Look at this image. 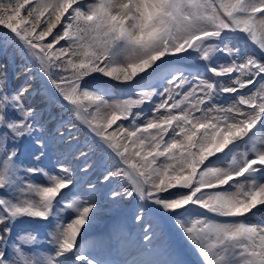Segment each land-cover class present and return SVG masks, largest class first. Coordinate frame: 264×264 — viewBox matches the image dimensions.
Wrapping results in <instances>:
<instances>
[{
  "label": "snow or ice",
  "instance_id": "snow-or-ice-1",
  "mask_svg": "<svg viewBox=\"0 0 264 264\" xmlns=\"http://www.w3.org/2000/svg\"><path fill=\"white\" fill-rule=\"evenodd\" d=\"M0 26L25 76L0 75V264H183L169 231L201 264H264V0H0ZM36 69L66 102L51 126L25 103ZM113 183L103 196L136 202L140 234L94 241L119 242L103 259L83 241Z\"/></svg>",
  "mask_w": 264,
  "mask_h": 264
},
{
  "label": "rangeland",
  "instance_id": "rangeland-1",
  "mask_svg": "<svg viewBox=\"0 0 264 264\" xmlns=\"http://www.w3.org/2000/svg\"><path fill=\"white\" fill-rule=\"evenodd\" d=\"M81 2H83V0H81ZM23 14L24 13H22V15ZM5 34H7L9 37H11L13 35L10 33V30L4 29L2 26H0V48L6 49V54L4 51H0V65H4V64L7 65L6 72L4 69L0 68V75L6 74L9 87L11 89H18V87L12 85L11 78H12L13 64H14V62H16L18 60V57H20V56L16 54L17 50L15 49L14 43L11 39H9L5 43ZM239 46L241 48H243L246 52H249V53L254 54V55H258V50L255 47L246 46L244 44V42H240ZM188 61H194L196 63L197 62L202 63L201 61H196V60H192V59H189ZM188 72H190L192 74L199 73L202 76H204L205 78L211 77V74L210 73L208 74L207 70L205 68H202V69L198 68L194 71H188ZM97 75L99 76V74H97ZM99 78H102L101 81L107 80L109 84L116 85V82L108 80V78H105L102 76H99ZM31 80L32 81H38L39 83L41 82L44 86H46L47 90L51 94L50 90L52 87L49 84V79L45 75H42L38 69L34 70L33 78ZM158 83L159 82L156 81L155 79L153 80L154 86L158 85ZM108 91L110 94V99L118 98L122 95V85H116L114 87H111L108 89ZM57 96H59V95L57 94ZM25 103L27 104L28 107L33 108L27 101H25ZM49 112H50L49 109H44V108L36 110L38 119L42 118L43 122H45L48 126H51L49 123L51 121H49V119H46ZM57 112H58V114H56V115H58V116L56 117V119H58L60 116H64L65 119H67V116L64 113L63 106L61 108H59ZM113 127H115V125ZM78 131H79V128L77 129V134L79 136L83 137L84 135L79 133ZM109 131H111V129H109ZM260 135L264 136V132H261ZM82 145H83V139H81V146ZM21 159L26 164L29 162L26 154L22 155ZM93 160L94 161L99 160V155L93 157ZM79 163H80L79 161L73 160L72 166H73V168L77 169L78 175H83V174L79 173V171H78ZM55 164H56V160L54 157L50 162L45 161V167L50 172H52L53 174H57V172H58L57 168L53 167V165H55ZM102 170H103V165H101L99 167H94L89 172L88 175L83 176V183H84L83 192L84 193L87 192V182L90 181L91 183H94V184L97 183V177H99L101 175ZM36 179H38V181L40 183L46 182V178H44V177H39ZM117 187L118 186L115 183H113L112 185H108L107 187H105L102 184H99L98 185V192H97V196H96L99 204L101 205L105 202L112 204L110 198L104 197L103 193L106 191H109L113 188H117ZM135 212H136V202H129V203H127L126 206L117 208V211L114 214H112L111 216L107 217L105 219V221H103L99 226H97L96 223H93L92 226L89 228L88 232L85 234L84 241H83L86 244V246H89L90 254H92L96 257L98 255L101 258L104 254V250L100 249V248H96V247H91L92 243L94 241H98L101 239L108 238L109 235L112 234V230H115V228H117L118 226H119L118 229H123V230L127 231L128 233H130L132 236L139 235L140 234V227L138 224H136V222L133 219ZM261 218H264V214H261ZM149 219H151V217H149ZM17 230H18V232H17ZM13 233H15V235L17 233L23 234V230H22V228H17V229H14ZM171 233H172L171 231H169L167 233L166 239L171 240V242L173 244L177 243L175 246L177 247V249L180 252V256L183 260V264H198L195 260L196 258H199L198 254L195 251H193L190 247H187L183 241L179 240L178 238L174 239V236ZM41 240L42 241L44 240L43 235L41 236ZM175 241H176V243H174ZM112 243H113V245L115 244L114 252H112V254L114 255L115 258H119L116 253L118 250H120V244L118 241H115V240L112 241ZM23 248H24L25 253L27 255H29V256L34 255V253L29 249V246L23 245ZM49 248H50L49 245H47L46 243H43L42 247L35 254L45 255Z\"/></svg>",
  "mask_w": 264,
  "mask_h": 264
},
{
  "label": "bare ground",
  "instance_id": "bare-ground-1",
  "mask_svg": "<svg viewBox=\"0 0 264 264\" xmlns=\"http://www.w3.org/2000/svg\"><path fill=\"white\" fill-rule=\"evenodd\" d=\"M18 55V54H17ZM22 67L21 64V57H18V60L14 62L13 68H12V85L20 88L22 85L25 84V76L23 73H20V68ZM18 73H20L18 75ZM51 85V94L47 90L46 86H44L41 82L38 81H27V86L31 89V95H29L26 98V101L36 110H39L41 108L49 109L50 112L46 119H49L50 125L53 123V118H56L58 115V109L63 106L64 102L62 98L57 96V92L54 89L53 85L49 82ZM79 133L83 134V131L79 129ZM129 203L128 200H124L120 202L119 204H110L108 202H105L100 205V211L97 214V218L94 221L97 226H99L105 219L112 214H114L117 211V208L124 207ZM100 228V227H99Z\"/></svg>",
  "mask_w": 264,
  "mask_h": 264
},
{
  "label": "water",
  "instance_id": "water-1",
  "mask_svg": "<svg viewBox=\"0 0 264 264\" xmlns=\"http://www.w3.org/2000/svg\"><path fill=\"white\" fill-rule=\"evenodd\" d=\"M180 66H182V67H185L186 68V70L187 69H197L198 67H200L201 69L203 68V64L202 63H199V62H194V61H183L182 63H181V65ZM208 73V72H207ZM209 74V73H208ZM211 74V73H210ZM50 82V81H49ZM51 83V82H50Z\"/></svg>",
  "mask_w": 264,
  "mask_h": 264
},
{
  "label": "trees",
  "instance_id": "trees-1",
  "mask_svg": "<svg viewBox=\"0 0 264 264\" xmlns=\"http://www.w3.org/2000/svg\"><path fill=\"white\" fill-rule=\"evenodd\" d=\"M99 79L102 80V78H99ZM176 239H177V237H176ZM195 260H196V262H197L198 264H201V259H200V257H199V258H196Z\"/></svg>",
  "mask_w": 264,
  "mask_h": 264
}]
</instances>
